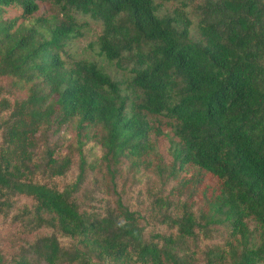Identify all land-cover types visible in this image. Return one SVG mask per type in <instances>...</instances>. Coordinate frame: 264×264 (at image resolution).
Returning a JSON list of instances; mask_svg holds the SVG:
<instances>
[{"label":"trees","instance_id":"trees-1","mask_svg":"<svg viewBox=\"0 0 264 264\" xmlns=\"http://www.w3.org/2000/svg\"><path fill=\"white\" fill-rule=\"evenodd\" d=\"M0 220V264H264V0H0Z\"/></svg>","mask_w":264,"mask_h":264},{"label":"rangeland","instance_id":"rangeland-1","mask_svg":"<svg viewBox=\"0 0 264 264\" xmlns=\"http://www.w3.org/2000/svg\"><path fill=\"white\" fill-rule=\"evenodd\" d=\"M87 37L79 40V48L84 47L90 40L95 38V34L98 32V26L95 24H90ZM71 178V175H69ZM7 232L6 224L3 220H0V246L5 250L7 249V241L4 239V234Z\"/></svg>","mask_w":264,"mask_h":264}]
</instances>
